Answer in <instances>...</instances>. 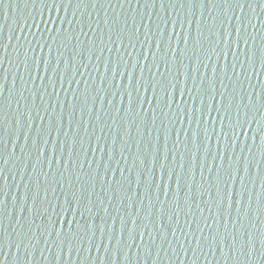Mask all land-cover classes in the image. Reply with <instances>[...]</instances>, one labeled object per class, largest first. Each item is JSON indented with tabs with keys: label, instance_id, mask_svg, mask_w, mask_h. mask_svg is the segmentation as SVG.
I'll use <instances>...</instances> for the list:
<instances>
[{
	"label": "water",
	"instance_id": "water-1",
	"mask_svg": "<svg viewBox=\"0 0 264 264\" xmlns=\"http://www.w3.org/2000/svg\"><path fill=\"white\" fill-rule=\"evenodd\" d=\"M0 264H264V0H0Z\"/></svg>",
	"mask_w": 264,
	"mask_h": 264
}]
</instances>
